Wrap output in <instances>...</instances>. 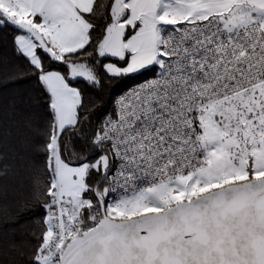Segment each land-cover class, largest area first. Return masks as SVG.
<instances>
[{"label": "snow or ice", "instance_id": "snow-or-ice-1", "mask_svg": "<svg viewBox=\"0 0 264 264\" xmlns=\"http://www.w3.org/2000/svg\"><path fill=\"white\" fill-rule=\"evenodd\" d=\"M0 179V264H264V0H0Z\"/></svg>", "mask_w": 264, "mask_h": 264}, {"label": "trees", "instance_id": "trees-1", "mask_svg": "<svg viewBox=\"0 0 264 264\" xmlns=\"http://www.w3.org/2000/svg\"><path fill=\"white\" fill-rule=\"evenodd\" d=\"M4 181L0 179V185H2ZM28 196L27 186L25 185L23 188L19 190L18 198L22 202L25 197ZM16 202L15 200L10 201L8 204H5L3 200H0V240L3 239L6 233H11L13 229H17V238L20 239L21 233H25L28 229L25 227L23 229L20 228V224H25V219H21L19 223L14 222L15 214H16Z\"/></svg>", "mask_w": 264, "mask_h": 264}]
</instances>
